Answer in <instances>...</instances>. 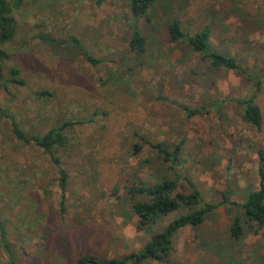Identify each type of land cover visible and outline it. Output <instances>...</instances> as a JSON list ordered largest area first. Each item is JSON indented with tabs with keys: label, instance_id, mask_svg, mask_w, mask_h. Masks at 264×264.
<instances>
[{
	"label": "rangeland",
	"instance_id": "obj_1",
	"mask_svg": "<svg viewBox=\"0 0 264 264\" xmlns=\"http://www.w3.org/2000/svg\"><path fill=\"white\" fill-rule=\"evenodd\" d=\"M11 16L12 38L0 46L3 79L15 80L0 88V224L9 251L0 246V264L8 255L15 264H76L137 253L180 215L138 229L131 205L141 198L126 189L157 174L176 178L181 194L191 184L203 202L222 204L142 264H264V224L246 221L239 207L264 169V0H154L142 18L129 15L127 0H21ZM173 20L183 38L169 43ZM203 28L211 50L261 79L258 131L235 101L252 94V81L210 68L186 44ZM135 33L141 53L129 47ZM65 122L72 126L53 151L56 165L13 133L41 136ZM138 137L167 151L179 144L177 161L157 159ZM58 169L66 174L61 202Z\"/></svg>",
	"mask_w": 264,
	"mask_h": 264
},
{
	"label": "trees",
	"instance_id": "obj_2",
	"mask_svg": "<svg viewBox=\"0 0 264 264\" xmlns=\"http://www.w3.org/2000/svg\"><path fill=\"white\" fill-rule=\"evenodd\" d=\"M154 0H127V8L130 16L134 18H142L145 16L147 10L150 8ZM21 0H0V46L9 42L12 38L15 21L13 20L11 13L18 8ZM166 34L169 43H176L181 41L183 33L179 29V25L176 21H170L166 25ZM41 40L49 41L46 37H38ZM185 42L189 46L190 50L194 53H198L203 59L208 61V66L212 69H227L235 72H240L247 79L252 81V94L245 98L236 99V103L243 105L244 109L241 114V118L244 122L251 125L255 130H259L260 127V113L257 106L254 104L253 98L261 85V79L258 76H252L247 73L243 68H239L232 58H226L222 55L211 50L209 44V32L206 28H203L193 36L188 38ZM129 47L132 50L141 53L143 51V39L136 33L129 40ZM8 58V55L0 49V88L5 84V81L15 83V80L11 77L3 79L2 75V63ZM92 63H96V60L91 59ZM10 76L15 74L11 70ZM187 114L196 115L200 112V109H188L181 107ZM10 120V125H13L12 118L6 114L3 115ZM7 116V117H6ZM72 123L65 122L58 127L49 129L41 136H31L24 138L22 134L13 127V133L19 139L25 143L42 150L47 154L49 159L54 165L58 164L56 158H54L53 151L63 148L65 144V138L63 130L71 127ZM142 141L143 145H147L153 149L156 153V158L161 159L163 162L175 163L177 161V155L179 153L180 145H174L171 151H167L162 145L146 144L142 137H138ZM134 150L142 148L134 146ZM263 158H260V162ZM150 163L149 160H143L139 162V167L142 169L145 165ZM58 182L59 198L60 202L63 197L66 184V174L64 171L58 169ZM157 179L154 183L144 184L138 179L137 183H134L130 188L126 189L131 197L139 196L141 199L132 203L131 211L138 219V229L140 227L152 226L161 215H168L173 212H180L179 216H176L166 226L156 233L150 236V239L143 244V247L137 253H130L122 256L118 259L101 260L92 256H81L75 261L76 264H142L151 258L159 257L160 254L166 252L169 248L171 238L177 230L182 227L199 226L205 215L212 212L222 203H206L200 198L199 193L193 188L191 184H188L190 192L187 194H181L176 191V178L172 180H166L162 175L157 174ZM264 169L262 165H258L257 169V189L249 191L246 194L243 201L239 204L241 211L243 212L244 219L246 221L254 222L255 226L261 227L264 224ZM61 210V208H60ZM237 231V228L235 229ZM236 234V233H235ZM0 246L6 254H9L8 243L6 241V231L0 224ZM7 264H15L8 255Z\"/></svg>",
	"mask_w": 264,
	"mask_h": 264
}]
</instances>
